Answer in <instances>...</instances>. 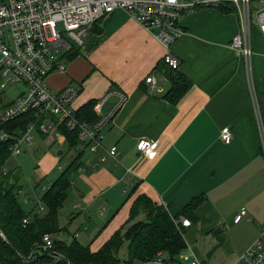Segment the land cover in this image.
Segmentation results:
<instances>
[{
  "label": "crops",
  "instance_id": "crops-1",
  "mask_svg": "<svg viewBox=\"0 0 264 264\" xmlns=\"http://www.w3.org/2000/svg\"><path fill=\"white\" fill-rule=\"evenodd\" d=\"M180 26L184 32L171 50L179 59L178 72L191 85L178 101L165 97L171 82L162 71L154 73V88L145 83L165 51L123 10L105 15L86 36L78 54L68 58L65 70L50 73L47 82L53 89L78 85L72 106L77 111L94 100L92 118L108 116L119 101L118 94L125 97L102 129L101 146L96 151H82L78 158V163L81 158L86 163L80 171L91 185L88 198L102 201L121 187L130 192L128 208L144 193L175 218L194 197L204 196L194 211L198 221L184 228L187 248L182 254L211 263L216 249L208 254L206 238L217 227L224 234V250L230 253L226 254L231 258L228 263L233 264L259 238L264 245V156L243 59L229 46L239 31V20L234 11L206 7L183 14ZM251 45L255 98L264 122V34L256 26L251 31ZM225 127L232 135L229 143L220 138ZM140 139L155 143L153 158L137 151ZM62 141L61 146L54 143L61 150ZM112 146L119 152L117 162L107 154ZM13 168L20 169L8 166L4 170ZM126 169L130 170L128 176ZM39 179L25 178L23 187L29 184L35 191ZM22 195L26 193L19 199ZM81 196H86V190ZM33 202L29 199L24 204ZM241 207L250 220L234 222ZM57 235L53 234L55 239Z\"/></svg>",
  "mask_w": 264,
  "mask_h": 264
},
{
  "label": "built area",
  "instance_id": "built-area-1",
  "mask_svg": "<svg viewBox=\"0 0 264 264\" xmlns=\"http://www.w3.org/2000/svg\"><path fill=\"white\" fill-rule=\"evenodd\" d=\"M251 1H258L259 4L253 8ZM262 3L264 0H0V88L6 87L10 82H20L25 87V91L14 100L4 101L0 105V141L7 143L10 156L17 157L32 142L34 132L43 136L52 133L62 141L63 135L59 128L64 127L76 132L80 145L96 151L103 141L102 129L125 97L118 94L119 101L108 116H99L94 121L77 117L72 104L79 93V86L69 83L60 89H53L47 82L50 73L65 70L66 58L73 51V43L80 48L94 23L114 10H123L160 44L165 51V61L176 68L179 61L173 55L171 46L182 33L179 24L182 15L198 7L229 4L234 7L239 20V31L231 37L229 46L243 59L246 83L253 101L264 156V122L255 98L251 45V31L254 26L264 34ZM145 83L151 89L154 88V74L148 75ZM111 94L112 91L107 93L100 103ZM30 111L33 112V119L28 121L24 131L21 132L16 125L11 126ZM220 138L224 143L231 141L232 135L227 127L221 130ZM136 149L144 157L153 158L155 155V143L149 139H140ZM107 154L117 162L119 152L116 146L110 147ZM104 159L105 156L100 158ZM129 174L130 170H126L125 175ZM23 192V189L18 190L19 195ZM243 218L250 220L247 210L241 207L234 222ZM172 219L179 229L191 225L190 219L183 215ZM263 235L264 228L261 230V236ZM0 237L6 240L1 230ZM53 240L52 234H43L39 245L23 261H34L37 255L46 252L54 262L73 264L54 250ZM121 264L204 263L198 259L190 260L183 254L173 261L168 259L165 251H158L144 260ZM233 264H264V245L261 238L245 249Z\"/></svg>",
  "mask_w": 264,
  "mask_h": 264
},
{
  "label": "trees",
  "instance_id": "trees-1",
  "mask_svg": "<svg viewBox=\"0 0 264 264\" xmlns=\"http://www.w3.org/2000/svg\"><path fill=\"white\" fill-rule=\"evenodd\" d=\"M257 4H259L258 1H251L253 8L257 7ZM206 7L211 6L196 9ZM213 8L219 9L221 12L235 10L229 4H221L219 7ZM102 18L94 23L91 29ZM181 31L184 32L182 27ZM79 49H73L68 57L73 58L74 55L78 54ZM179 64L176 68H173L165 61L163 56L151 71V74H154L157 70L162 71L165 78L171 82L165 97L173 101H178L191 85L190 81L178 72ZM93 103L94 100H91L79 107L76 111L77 117L94 121L96 118L91 117ZM32 119L33 112L30 111L18 118L16 124L11 126L16 125L22 132L25 130L28 121ZM59 130L62 135L65 134L63 153H68L74 149L78 142L76 132L69 131L64 127H60ZM80 155L81 152L69 163L67 169L61 172L49 189L44 192L41 200L45 208L44 213L42 215L36 213L31 215V211H24L19 204L18 190L22 189L24 185V175L20 169L4 170L5 161L10 155L7 143L0 141V230L6 236V240L0 237V264H64L63 262H54L53 258L46 252L37 255L38 257L34 261H23L31 250L39 245L41 237L45 233L52 234L54 250L63 254L73 264H118L117 254L124 242H127L126 254L130 260L129 262L144 260L158 251H165L170 260H178L180 254L187 248L183 237L185 227L180 229L176 227L166 207L162 203L153 201L144 193L138 194L129 208L128 218L123 225V227H126L125 232H122V227L114 231L97 251L92 252L88 247L78 243L66 244L54 238L53 234L59 232L57 226L58 211L66 198L67 190L71 187L72 174L79 166L78 158ZM203 200L204 196L194 197L187 207L181 211L180 215L189 218L192 223H196L198 218L194 211ZM138 216L145 219L136 221ZM24 219H26L25 222ZM209 233L217 238L216 247H218L219 242L224 240V234L221 230L218 231L217 227L212 228Z\"/></svg>",
  "mask_w": 264,
  "mask_h": 264
},
{
  "label": "rangeland",
  "instance_id": "rangeland-1",
  "mask_svg": "<svg viewBox=\"0 0 264 264\" xmlns=\"http://www.w3.org/2000/svg\"><path fill=\"white\" fill-rule=\"evenodd\" d=\"M57 27L61 29L60 25ZM64 38L68 39L65 35ZM73 49H78L74 43ZM82 52L83 49L81 48V53ZM84 55L88 58L85 53ZM68 58H66V62ZM24 91L25 87L23 83H7L6 87L0 88V105L4 101L11 102ZM44 137L41 138L38 134H34L32 144L26 147V153L17 157L9 156L5 161V168H8V166H17L22 170L25 178H33L34 181L40 178L37 189L33 191L29 184H26L23 187V191L26 195H22L19 199V204L22 209L28 212L31 211V215L34 213L42 215L44 213L45 208L41 201L44 192H46L50 185L57 180L61 172L67 169L69 163L76 158L78 153L86 149L89 150L85 145H80L78 141L73 149L77 152L68 155V153H63V148L61 150V148L54 144L57 143L59 145L60 141L52 135V133ZM64 142L65 140L63 143ZM88 154L89 153H86L84 156L87 157ZM84 164L86 163L84 159L81 158L78 163V168L75 169L72 174V183L74 184L73 186L71 184V187L67 190L66 198L58 211L57 226L59 232L57 238L66 244L75 242L86 246L93 252L97 251L117 229L122 227V232H125L126 227H123V225L129 214V202L127 200L130 198V192L128 189L123 191L121 187H119L118 193L111 198L102 197V201L97 200L98 197L95 200L93 198H88L87 189L91 185L87 177L83 176L85 172L83 173V171H80V168H86ZM95 164L96 163H93V166H95ZM78 190L82 193L86 190V196H81V192ZM29 199H33L34 202L25 205L24 201ZM112 205H116L113 210L111 209ZM74 206H78L79 208H74ZM80 208H82V210ZM144 219L145 218L142 216H138L136 221ZM243 220L244 219H242V221ZM224 240L219 242L218 247H216L218 240L213 234H209L206 238V250L208 252H212L216 247V250L212 253L213 258L211 263L209 264H229L228 261L231 258H227L226 254L230 253L224 250ZM126 245L127 242H124L119 249L117 254L118 264L130 261L126 254ZM206 255L207 254L204 253L205 260L207 258Z\"/></svg>",
  "mask_w": 264,
  "mask_h": 264
}]
</instances>
